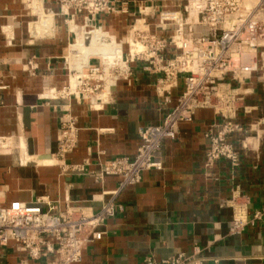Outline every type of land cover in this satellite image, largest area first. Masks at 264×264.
I'll return each mask as SVG.
<instances>
[{
	"label": "crops",
	"instance_id": "1",
	"mask_svg": "<svg viewBox=\"0 0 264 264\" xmlns=\"http://www.w3.org/2000/svg\"><path fill=\"white\" fill-rule=\"evenodd\" d=\"M183 1L114 0L115 12L98 16L97 24L124 42L127 53L138 21L145 20L144 28L156 33L159 13L182 11L188 0ZM58 9V0H0V140L9 142L0 151V205L40 201L46 210L44 201L50 200L61 212L97 213L112 199L120 178L110 176L99 183L95 173L106 162L136 156L139 130L163 122L185 91L184 78L167 100L156 89L160 75L148 70L147 63L134 62L131 84L120 81L101 109L61 97L57 92L68 84L70 50L72 67L77 65L72 49L81 29L76 40L72 23ZM41 10L57 13L48 32L39 23ZM76 24L83 26L81 17ZM171 34L170 29L164 37ZM167 53L172 57L175 51L169 48ZM89 57L79 59L87 62ZM242 91L244 102L234 121L242 129L228 139L240 154L238 168L228 160L207 166L206 131L220 116L198 109L193 122L180 124L177 139L163 142L156 156L163 170L145 172L139 184L118 195L122 211L102 227L104 237L87 246L79 264H142L148 258L161 262L191 254L195 246L202 249L205 264H264L262 224L239 235L230 233V201L237 188L248 200L249 217L264 207V71L255 72ZM68 115L77 120L78 143L59 162L58 141ZM61 163L87 164L86 171H64ZM24 257L13 243L0 247L2 264H20Z\"/></svg>",
	"mask_w": 264,
	"mask_h": 264
},
{
	"label": "built area",
	"instance_id": "2",
	"mask_svg": "<svg viewBox=\"0 0 264 264\" xmlns=\"http://www.w3.org/2000/svg\"><path fill=\"white\" fill-rule=\"evenodd\" d=\"M113 1L58 0V15L72 23L77 40L78 29L85 30L86 36L92 31L104 33L97 18L115 12ZM55 15L57 13L52 10H41L40 22L50 21ZM78 17L82 18V27L76 24ZM158 18L156 33L144 28L145 20L138 21L142 28L134 26L132 29L137 47L135 53L128 41L126 53L124 42L106 34L101 40L113 45L112 54L90 56L87 62L77 57L76 68H73L70 50L66 59L68 84L57 92L63 98L88 101L91 107L101 109L109 102L112 89L120 81L131 84L134 62H145L148 70L160 75L156 89L167 100L181 76L185 91L161 124L139 130L141 142L134 158H116L101 165L95 173L99 183L110 176L120 178L112 199L97 213L84 209L61 212L50 200L44 201L46 210L39 205L40 201L35 204L14 202L8 207L0 205V247L15 244L16 249L25 255L20 264L36 261H45V264L81 263L87 246L102 240V227L122 211L116 204L118 195L139 184L145 172L163 170V163L156 159L163 142L177 139L180 124L193 122L198 109H210L220 116L219 123L212 124L206 131L209 142L207 166L211 168L220 160H228L235 169L240 165V154L228 139L242 129L234 122L244 102L245 92H241V88L260 67L262 0H188L182 11H163ZM170 29L172 34L164 37ZM169 48L175 51L172 57H168ZM95 60L97 63H93ZM31 67L35 70L34 66ZM78 132L76 118L68 115L62 123L58 141L59 162L77 147ZM6 142L0 140V144ZM61 164L64 171L75 173L85 172L87 166ZM230 202L234 211L232 235L242 234L248 226H264V207L249 217L248 200L241 195L239 188L234 191ZM205 261L202 249L195 246L191 254L179 253L161 262L148 258L142 264H205Z\"/></svg>",
	"mask_w": 264,
	"mask_h": 264
},
{
	"label": "bare ground",
	"instance_id": "3",
	"mask_svg": "<svg viewBox=\"0 0 264 264\" xmlns=\"http://www.w3.org/2000/svg\"><path fill=\"white\" fill-rule=\"evenodd\" d=\"M40 21H41V19H40ZM39 23L42 24V26H44V30L46 28H49L52 25V21H49V20L42 21ZM136 26H137V28H142L143 25L141 23H138ZM37 31L40 32L39 30H37ZM104 33L99 32V31H92L89 36H86L87 34H85V30L81 29V38H78L77 44L72 49V58H77V57L86 58V57H89L91 55H93V56H95V55L108 56V55L112 54V52L114 51L113 45L108 44V43H104L101 40L103 35H106V34L109 36H111V35L105 31H104ZM113 39H115V38H113ZM80 42H82V43H80ZM128 43L132 45L133 52L135 53L137 47L133 41V36H131V39L128 40ZM83 61H85V60L83 59ZM72 84L74 85V82H72ZM54 97H55V95H54ZM8 144H9V142L8 143L6 142L4 144L1 143L0 145H3L5 147V146H8Z\"/></svg>",
	"mask_w": 264,
	"mask_h": 264
},
{
	"label": "rangeland",
	"instance_id": "4",
	"mask_svg": "<svg viewBox=\"0 0 264 264\" xmlns=\"http://www.w3.org/2000/svg\"><path fill=\"white\" fill-rule=\"evenodd\" d=\"M183 2L185 4L186 0H184ZM80 43H82V42H80ZM259 44H261L262 48H261V52L259 53V64H260V67H259L258 71H264V0H262V39L260 40ZM261 53H262V57H261ZM5 150L6 149L4 148V146L0 145V151L5 152Z\"/></svg>",
	"mask_w": 264,
	"mask_h": 264
}]
</instances>
